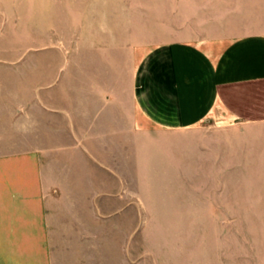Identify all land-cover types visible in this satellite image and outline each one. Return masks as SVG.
I'll return each mask as SVG.
<instances>
[{
	"label": "crops",
	"instance_id": "1",
	"mask_svg": "<svg viewBox=\"0 0 264 264\" xmlns=\"http://www.w3.org/2000/svg\"><path fill=\"white\" fill-rule=\"evenodd\" d=\"M79 28L93 60L68 75V105L42 72L37 126L0 93V264H66L67 192L98 188L82 156L115 172L96 143L127 150L144 124L198 128L203 172L241 181L242 205L264 209V0H110Z\"/></svg>",
	"mask_w": 264,
	"mask_h": 264
},
{
	"label": "rangeland",
	"instance_id": "2",
	"mask_svg": "<svg viewBox=\"0 0 264 264\" xmlns=\"http://www.w3.org/2000/svg\"><path fill=\"white\" fill-rule=\"evenodd\" d=\"M109 2L0 0V93L12 94L15 114L28 112L32 127L36 73L44 87L56 78L68 105V75L93 60L79 44L80 23ZM142 130L127 150L119 141L96 143L97 159L112 163L113 173L82 156L98 188L67 192L69 239L58 249L66 264H264V209L242 205L251 198L241 181H212L203 172L199 129ZM66 144L72 167L75 152Z\"/></svg>",
	"mask_w": 264,
	"mask_h": 264
}]
</instances>
